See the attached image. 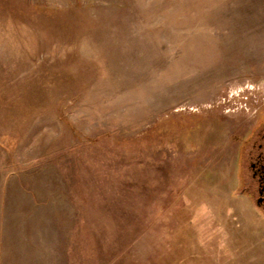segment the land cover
<instances>
[{"label": "rangeland", "instance_id": "374dc122", "mask_svg": "<svg viewBox=\"0 0 264 264\" xmlns=\"http://www.w3.org/2000/svg\"><path fill=\"white\" fill-rule=\"evenodd\" d=\"M261 111L264 0H0V145L48 203L8 212L48 264H264Z\"/></svg>", "mask_w": 264, "mask_h": 264}, {"label": "crops", "instance_id": "0c3cea01", "mask_svg": "<svg viewBox=\"0 0 264 264\" xmlns=\"http://www.w3.org/2000/svg\"><path fill=\"white\" fill-rule=\"evenodd\" d=\"M1 148L0 145V264H8V252L11 257L14 256V259L18 260L19 264H22L23 262V264H25V262L36 264L40 259L45 261V264H48L49 248L45 247L46 249L44 251V247H40L41 243L39 244L40 249L38 248L39 250L37 251H34V249H27L24 251V248H22V233L16 230L18 222V219L16 218L17 212L14 214L11 209V211L8 212V207H43L48 205V203L45 200L43 201L44 198L42 197H40V199L35 198L37 199L35 201L32 193L30 194V197H24L25 195H28L29 192L27 191V194V192L24 191L25 188L23 189L21 187V179L20 177H17V172H10V176L8 177L6 149ZM33 212L34 210L31 211V214H28L30 218L32 217L31 221L34 220ZM8 222H15V224H13L15 228L8 229ZM29 236L30 235H28V237ZM33 237H35V235ZM37 243L38 241L35 244L37 245ZM202 248H204L203 245ZM41 249L43 250L41 251Z\"/></svg>", "mask_w": 264, "mask_h": 264}, {"label": "flooded vegetation", "instance_id": "af4514ba", "mask_svg": "<svg viewBox=\"0 0 264 264\" xmlns=\"http://www.w3.org/2000/svg\"><path fill=\"white\" fill-rule=\"evenodd\" d=\"M238 156L239 190L264 220V111L241 140Z\"/></svg>", "mask_w": 264, "mask_h": 264}, {"label": "trees", "instance_id": "16d2710c", "mask_svg": "<svg viewBox=\"0 0 264 264\" xmlns=\"http://www.w3.org/2000/svg\"><path fill=\"white\" fill-rule=\"evenodd\" d=\"M239 194H241L240 190H239Z\"/></svg>", "mask_w": 264, "mask_h": 264}]
</instances>
